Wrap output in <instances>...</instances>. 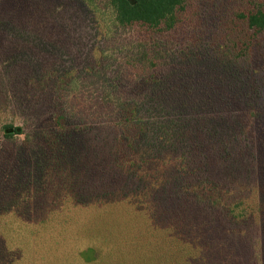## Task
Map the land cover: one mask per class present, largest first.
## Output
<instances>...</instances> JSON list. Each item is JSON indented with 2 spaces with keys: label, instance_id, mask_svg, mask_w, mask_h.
<instances>
[{
  "label": "rangeland",
  "instance_id": "obj_1",
  "mask_svg": "<svg viewBox=\"0 0 264 264\" xmlns=\"http://www.w3.org/2000/svg\"><path fill=\"white\" fill-rule=\"evenodd\" d=\"M247 1L189 0L159 32L103 2L0 0V264H264V33L229 20ZM140 52L188 106L132 161L107 97L138 96Z\"/></svg>",
  "mask_w": 264,
  "mask_h": 264
},
{
  "label": "trees",
  "instance_id": "obj_2",
  "mask_svg": "<svg viewBox=\"0 0 264 264\" xmlns=\"http://www.w3.org/2000/svg\"><path fill=\"white\" fill-rule=\"evenodd\" d=\"M92 6L103 2V6L110 12L113 22L120 27L140 25L151 31L170 32L176 27L184 25L189 12V0H85ZM229 19L237 26H242L237 34L238 41L244 39L248 34L264 33V0H250L243 4ZM159 40V39H158ZM157 59L145 58L140 52L134 56V61L142 65L139 79L133 84L134 91H139L138 96L126 97L117 92H108V99L113 100L114 109L110 110L113 125L117 128L118 142L122 145L120 152L123 156L140 154L145 158L153 150L158 149V141L172 138L176 135L178 119L175 115L161 116L159 112L182 110L188 106L185 100L182 104H176L172 98L174 92H168L166 78L160 79L156 72ZM126 74L116 72L110 78L109 90H118L125 82ZM162 90L161 92H155ZM133 91V92H134ZM142 91V92H140ZM151 98L149 103L147 99ZM115 102V103H114ZM159 103L153 108L149 104ZM155 110L158 115H150ZM157 110V111H156ZM1 132L4 137L12 138L23 134V128L13 124H3ZM144 151V152H143ZM135 159V156H134ZM127 161V159H126ZM133 161V160H132ZM138 161V160H135ZM134 161V162H135ZM212 193L209 188L196 190L197 198L206 193ZM209 199V196H206Z\"/></svg>",
  "mask_w": 264,
  "mask_h": 264
}]
</instances>
